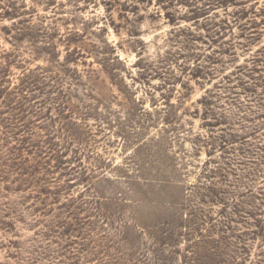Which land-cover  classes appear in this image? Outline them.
<instances>
[{"label": "rangeland", "instance_id": "374dc122", "mask_svg": "<svg viewBox=\"0 0 264 264\" xmlns=\"http://www.w3.org/2000/svg\"><path fill=\"white\" fill-rule=\"evenodd\" d=\"M191 225L264 264V0H0V264L193 263Z\"/></svg>", "mask_w": 264, "mask_h": 264}, {"label": "trees", "instance_id": "16d2710c", "mask_svg": "<svg viewBox=\"0 0 264 264\" xmlns=\"http://www.w3.org/2000/svg\"><path fill=\"white\" fill-rule=\"evenodd\" d=\"M84 182L86 181L85 179L83 180ZM162 185H164L165 187H168L166 185H171L169 183V181L166 180H162ZM162 187V186H161ZM175 203L172 201L169 203L170 207H174ZM193 223V221H192ZM199 227H201V225L199 223H196ZM170 226V222L169 223H156V225H148L146 223H137L136 227L137 228H145V229H150V228H154L156 226ZM194 225H191L189 227L190 231H194V233H197L198 235L200 234L201 238L200 241L202 240V245L203 246H197L196 250H188L189 254H192V256L195 257V259L192 260L193 263H185V264H242L241 261H247V259L245 258L246 254L244 253H238V251L236 250H225L222 249L220 246L215 244V241H213V236H203L202 233L203 229L200 230V228H198ZM203 226V225H202ZM182 226H177V228H179ZM212 227V226H211ZM210 227V228H211ZM187 228V227H186ZM172 229L176 230V226H173ZM173 234V232H171ZM217 244H219L217 242Z\"/></svg>", "mask_w": 264, "mask_h": 264}]
</instances>
